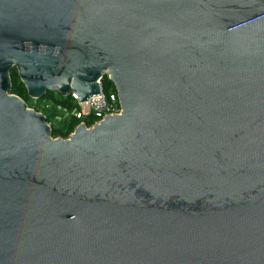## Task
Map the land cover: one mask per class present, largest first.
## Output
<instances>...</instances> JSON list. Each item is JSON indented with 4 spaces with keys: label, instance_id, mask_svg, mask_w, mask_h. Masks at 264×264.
Instances as JSON below:
<instances>
[{
    "label": "water",
    "instance_id": "95a60500",
    "mask_svg": "<svg viewBox=\"0 0 264 264\" xmlns=\"http://www.w3.org/2000/svg\"><path fill=\"white\" fill-rule=\"evenodd\" d=\"M0 264H264V0H0Z\"/></svg>",
    "mask_w": 264,
    "mask_h": 264
},
{
    "label": "built area",
    "instance_id": "2783aa9c",
    "mask_svg": "<svg viewBox=\"0 0 264 264\" xmlns=\"http://www.w3.org/2000/svg\"><path fill=\"white\" fill-rule=\"evenodd\" d=\"M98 85L100 95L88 96L83 101H79L75 93L71 92L70 96L75 105L67 108L57 104L56 109L59 111V114L55 116V119L59 120L62 116H73L80 120L79 124H84L89 128L94 124L100 123L106 116L120 114L122 107L115 86L106 92L103 90L101 80L98 81ZM52 106L53 103L50 100L32 98V104L28 107L43 113L42 109H49Z\"/></svg>",
    "mask_w": 264,
    "mask_h": 264
},
{
    "label": "trees",
    "instance_id": "16d2710c",
    "mask_svg": "<svg viewBox=\"0 0 264 264\" xmlns=\"http://www.w3.org/2000/svg\"><path fill=\"white\" fill-rule=\"evenodd\" d=\"M11 78V88L10 93H13L21 97L28 106L32 104V98L27 95L26 89L19 79L17 70L13 68L10 71ZM102 83L103 90L106 92L114 87L113 83L108 79L106 75H103L100 79ZM40 100H50L53 103V106L49 109H42L43 114L45 115L46 122L50 124L51 127V136L67 138L69 134L74 130V128L79 124L80 120L76 119L73 116H62L59 120L55 119V116L59 114V111L56 109V105L59 104L63 107L71 108L75 105V102L72 100L71 96L62 97L60 95L47 92V94Z\"/></svg>",
    "mask_w": 264,
    "mask_h": 264
}]
</instances>
